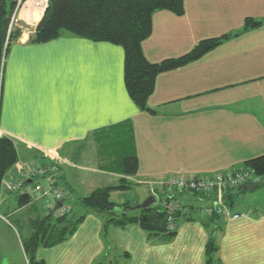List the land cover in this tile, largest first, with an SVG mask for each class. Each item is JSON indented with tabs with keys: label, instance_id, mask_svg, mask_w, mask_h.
Masks as SVG:
<instances>
[{
	"label": "crops",
	"instance_id": "crops-1",
	"mask_svg": "<svg viewBox=\"0 0 264 264\" xmlns=\"http://www.w3.org/2000/svg\"><path fill=\"white\" fill-rule=\"evenodd\" d=\"M183 5L181 16L153 15L151 35L142 43L148 62L179 58L203 40L228 38L198 60L159 74L148 110L142 111L125 88L121 47L70 35L30 43L45 9L39 0L21 1L15 22L19 36L8 43L0 92V138L10 140L18 156L2 181V212L6 200L15 198L7 190L20 179L22 167H59L57 178L69 175L84 195L127 178L147 188L148 197L158 195L170 177L230 174L264 156V0H183ZM246 19L261 24L244 29ZM121 142L136 158L133 176L123 175L116 157ZM33 182L20 191L29 194L21 208L28 222L45 213L33 189L37 184L45 189V182ZM263 182L253 177L247 187L227 193L237 219L208 215L209 194L177 196L168 189L181 204L176 217L181 221L167 240L150 241L137 223L106 225L100 213H86L69 240L35 259L41 264H119L128 257L126 264H205L212 236L221 264H264V211H241L235 203L240 196L252 198L249 192ZM55 218L54 213L52 224ZM7 234L21 255L6 253L0 240V264H32L15 235Z\"/></svg>",
	"mask_w": 264,
	"mask_h": 264
},
{
	"label": "trees",
	"instance_id": "trees-1",
	"mask_svg": "<svg viewBox=\"0 0 264 264\" xmlns=\"http://www.w3.org/2000/svg\"><path fill=\"white\" fill-rule=\"evenodd\" d=\"M18 1L0 0V92L3 60L8 43L11 40L9 37L11 15L18 5ZM160 11L181 16L184 12L183 0H48V5L29 42L42 44L70 35L92 42H106L121 47L124 52L123 75L127 94L140 110L147 111V101L153 93L155 79L159 74L198 60L228 38L223 36L203 40L184 56L164 60L160 63H150L144 57L142 43L151 35L153 15ZM260 24V21L246 19L244 29L257 27ZM122 144L124 143H119L116 149V157L121 161L123 175L133 176L136 174V158L130 145L125 146ZM17 157L12 142L6 138H0V189L4 177L16 165ZM245 167L253 171L255 178L264 179V156L246 162ZM56 180L63 181L62 177ZM244 186L247 187L248 185ZM126 188L121 184L116 187L99 188L79 197L78 204L86 210L106 213L109 216L116 215L118 219L110 218L106 225L112 224L125 227L137 223L149 235L164 234L168 237L173 236L174 231H168L167 229L166 213L162 208L151 206L148 209L139 211V217L132 219H128L126 213H119L118 210L121 207L110 201V191ZM14 194L20 207L30 200L27 192ZM228 195H226V200ZM167 196L175 198L174 195ZM125 205H122V207H125ZM52 214L54 213L52 212ZM51 215H48L47 218L45 213L43 219L38 216L30 223L31 225L34 224L37 235L41 233L45 237L49 231L51 232L46 237L45 246L63 241L67 234L66 227H63L67 215L56 216V223L53 224L52 221H49ZM83 218H79L75 225H78ZM59 227L61 228L60 235L57 234L55 239L52 233H58ZM37 235L29 236L25 244L27 246L32 245L38 240ZM217 252V246L209 240L205 248V264H221L218 258H214ZM97 264L117 263L100 261Z\"/></svg>",
	"mask_w": 264,
	"mask_h": 264
},
{
	"label": "rangeland",
	"instance_id": "rangeland-1",
	"mask_svg": "<svg viewBox=\"0 0 264 264\" xmlns=\"http://www.w3.org/2000/svg\"><path fill=\"white\" fill-rule=\"evenodd\" d=\"M18 7L19 6L15 7V9L11 15V21H10V26H9V35H10L9 37L10 38H16L17 36H19V32H18L19 29L15 26L16 13H17ZM30 37H33V36H30ZM98 154H99V152H98ZM32 155H33V153H32ZM34 166H36V165H32V167L27 166L25 168L22 167V169L27 170V169L33 168ZM58 168L56 167L55 180L58 179L57 177L60 174V172H59L60 168L59 169ZM20 171H22V170H20ZM58 172H59V174H58ZM65 178L63 179L64 181L61 180L58 182V180H56L57 181L56 185L66 195H68V194L71 195V196L70 195L68 196L67 200H65V203H64L69 208V212L66 214L67 215L66 222L63 225V227H66V229H67V234L64 237V240L67 241L75 233L74 231L76 229H78L77 228L78 225H75V224H77L76 223L77 220L81 217L86 216V213H90L92 211L86 210L85 208H83L82 206H80L78 204V198L85 196L84 195L85 191L83 190V188H81V186L79 184L73 183V181H72L73 179L69 175H66ZM262 180H264V179H262ZM36 181H37V179H34L33 183H35ZM120 184L122 186H126L127 188L122 189L120 191L118 190L117 193H115L116 192L115 190H112V191H110V197H109L111 202H113L116 205L121 207V209L118 210L119 213L123 214L122 211L125 207L137 206V205L141 204L147 198L146 195H147L148 191H147V188H145L144 186L134 185L132 182H130V180L127 181V178L123 179V181L121 180ZM10 185H12V184H9V186ZM38 186L43 190L44 187H42L41 184H39V185L37 184L36 187H38ZM33 189L35 191V186ZM45 189H48V188L45 186ZM163 190H166V192H163ZM167 190H168L167 188H163V187L162 188L160 187L158 189V191H157L158 195L157 196L159 198V201L153 205L154 207H156V208L159 207V208L163 209V204H164V201L167 197ZM7 191H8L7 193H10V194L14 193V192L10 191L9 189ZM19 193H21V192H18L16 194H19ZM36 194H38V193L36 192ZM251 194H254V196H252V198H249L248 196H245V197L240 196L238 199H236V201H235L236 205L237 206H238V204L240 205L238 208L241 209V211H248L250 209L253 211H256V212H259L261 210L264 211V182L259 185L258 189L254 190L252 192H249V195H251ZM38 196L40 197V194H38ZM72 196L74 197L73 199H71ZM10 198L11 199L6 200L8 207L7 206H5V207H7L6 208L7 212H2V210H0V217L3 218V220L7 221V223H4L2 221L0 222V240H2L5 243V249L7 251L6 253H8V250H10L11 255H21L19 253H16L13 249V246L10 242L12 238H11V236H9L7 234L10 232V233H13L15 235V240L20 245L19 247H20L21 251L23 252V255L28 257V258L33 257L32 264H41L40 262L36 261V259H35V257H37V255H38V253L40 251L49 250V249H52V248L60 245L62 243V240L60 242H57V243H55V242L50 243L49 246H45V243L47 241L46 237L48 235H50L51 232L49 231L45 235V237L41 233L37 235V232L34 228V224L31 225L30 224L31 221L28 222L29 219H28V216L26 217V215H25V209L24 210L21 209L23 206H25L28 203L26 202V204L24 203L25 205L20 207L19 204L17 203L16 198H14L12 196ZM48 198H49V201H51L50 193H48ZM143 198H144V200H142ZM124 204H126L125 207L124 206L122 207V205H124ZM236 205H235V207H237ZM44 210H45L46 216L48 218V215L52 214V210L47 211L45 206H44ZM12 211L14 212V217H12V216L7 217L8 212L11 213ZM45 213H43V214L45 215ZM98 215H101L103 217L104 223L108 222V220L110 218L118 219L116 217V215L109 216L106 213H100ZM139 215H140L139 211H127L126 212V217L128 219H132L135 217L138 218ZM56 216L59 217V216H63V215L56 213ZM57 217L53 220V223H56ZM49 221H51V218H49ZM180 221H181V217H178L176 219V223H179ZM132 224H135V223H132ZM74 225H75V229H74ZM60 229L61 228L59 227L58 233L57 232L52 233L55 239L57 237V234L60 235ZM33 235H37L38 240L36 242H34L32 245L27 246L25 244L26 239L29 238V236H33ZM155 237H160L161 240H167L168 238H170L167 235L159 234V235H150L149 240L152 241V239H154ZM210 241H213L215 244L216 239L211 236ZM6 253H5V255H10V254H6ZM214 258H217V254L215 255ZM118 260H119V264H126L125 262H128L130 260V257L119 258ZM97 263H93V264H97Z\"/></svg>",
	"mask_w": 264,
	"mask_h": 264
},
{
	"label": "built area",
	"instance_id": "built-area-1",
	"mask_svg": "<svg viewBox=\"0 0 264 264\" xmlns=\"http://www.w3.org/2000/svg\"><path fill=\"white\" fill-rule=\"evenodd\" d=\"M22 0L18 1L20 5ZM48 0H39V6L46 9ZM56 167L50 166L48 168H42L41 166H34L31 169L22 170L20 173V179L9 186V190L18 193L22 188H26V182L34 179L41 178L45 182V186L48 189H41L36 187L35 191L40 194V198L43 199L46 210H52L53 213H59L65 215L69 212V208L64 204L66 194L60 190L56 185ZM254 177V173L251 170H239L230 174H215L209 178H190L184 179L181 177H170L166 179L160 185L164 188L175 191V194L191 193L198 196L211 195L212 202L206 207L205 212L210 216H217L225 219H237L239 215L232 214L228 204L226 203V195L229 191L243 187ZM48 193L51 195V201H49ZM172 196V195H171ZM163 210L166 213V225L168 231H173L176 225V215L181 210L180 202L168 197L163 204Z\"/></svg>",
	"mask_w": 264,
	"mask_h": 264
},
{
	"label": "water",
	"instance_id": "water-1",
	"mask_svg": "<svg viewBox=\"0 0 264 264\" xmlns=\"http://www.w3.org/2000/svg\"><path fill=\"white\" fill-rule=\"evenodd\" d=\"M158 202V196L152 194L148 196L141 204L134 206V207H125L122 211L125 214L127 211H141L150 208L154 204Z\"/></svg>",
	"mask_w": 264,
	"mask_h": 264
}]
</instances>
